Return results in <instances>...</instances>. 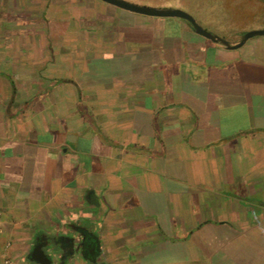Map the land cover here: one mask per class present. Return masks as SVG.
<instances>
[{"label": "crops", "instance_id": "obj_1", "mask_svg": "<svg viewBox=\"0 0 264 264\" xmlns=\"http://www.w3.org/2000/svg\"><path fill=\"white\" fill-rule=\"evenodd\" d=\"M55 5L57 40L0 69L14 264L38 244L50 264H264V39L229 51L180 19Z\"/></svg>", "mask_w": 264, "mask_h": 264}, {"label": "rangeland", "instance_id": "obj_2", "mask_svg": "<svg viewBox=\"0 0 264 264\" xmlns=\"http://www.w3.org/2000/svg\"><path fill=\"white\" fill-rule=\"evenodd\" d=\"M58 0H48L49 8L43 11L42 0H0V69L7 70L12 63L22 62L21 52L26 47L51 45L63 26L55 5ZM76 6L80 1L71 0ZM138 4L178 8L189 13L205 30L225 37L238 39L241 32L264 29V0H127ZM112 7V6H110ZM114 8V7H113ZM60 13V12H59ZM71 24V22H70ZM240 39V38H239ZM262 37L249 40L253 49ZM239 44V40L235 42ZM229 42V41H228ZM40 53L33 54L34 61ZM36 57V58H35Z\"/></svg>", "mask_w": 264, "mask_h": 264}, {"label": "water", "instance_id": "obj_3", "mask_svg": "<svg viewBox=\"0 0 264 264\" xmlns=\"http://www.w3.org/2000/svg\"><path fill=\"white\" fill-rule=\"evenodd\" d=\"M101 2L123 10L132 14L151 17V18H175L187 22L193 29V31L211 41L214 44H218L224 47L226 50L234 51L241 48L248 40L254 37L264 36V29H254L246 32L239 40V44L230 43L224 38L213 34L200 26V24L189 13L178 8L167 7H153L143 4L134 3L127 0H100ZM32 261L38 264H50L49 257L44 253L40 244L34 247L31 258Z\"/></svg>", "mask_w": 264, "mask_h": 264}, {"label": "built area", "instance_id": "obj_4", "mask_svg": "<svg viewBox=\"0 0 264 264\" xmlns=\"http://www.w3.org/2000/svg\"><path fill=\"white\" fill-rule=\"evenodd\" d=\"M3 231L0 227V264H14V261L8 254L10 244L2 241Z\"/></svg>", "mask_w": 264, "mask_h": 264}, {"label": "trees", "instance_id": "obj_5", "mask_svg": "<svg viewBox=\"0 0 264 264\" xmlns=\"http://www.w3.org/2000/svg\"><path fill=\"white\" fill-rule=\"evenodd\" d=\"M188 25H189V24H188ZM189 26H190V25H189ZM190 28H192V27L190 26ZM244 34H245V32H241L239 38H241ZM223 38L225 39V37H223ZM239 38H238V39H235V41L240 40ZM228 41H229V42H233L234 40L232 41V40L229 39ZM235 41H234V42H235Z\"/></svg>", "mask_w": 264, "mask_h": 264}]
</instances>
